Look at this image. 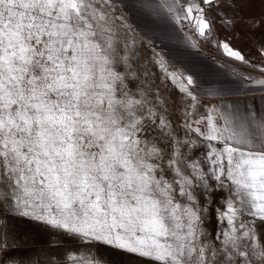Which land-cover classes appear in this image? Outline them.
<instances>
[{
    "label": "snow or ice",
    "instance_id": "snow-or-ice-1",
    "mask_svg": "<svg viewBox=\"0 0 264 264\" xmlns=\"http://www.w3.org/2000/svg\"><path fill=\"white\" fill-rule=\"evenodd\" d=\"M0 264H264V0H0Z\"/></svg>",
    "mask_w": 264,
    "mask_h": 264
},
{
    "label": "crops",
    "instance_id": "crops-1",
    "mask_svg": "<svg viewBox=\"0 0 264 264\" xmlns=\"http://www.w3.org/2000/svg\"><path fill=\"white\" fill-rule=\"evenodd\" d=\"M224 35H225V33L221 30V32H220L221 38H223ZM203 45L204 44L201 41L200 42V51L198 53H195L194 56L192 57V59L194 58L193 59L194 62L202 63L203 65H206L208 67L213 66V60H218V61L221 60V62H224V63L229 62L228 59H226V55L222 54V50H219V49H217L216 47H214L213 45H210V44H206L205 47H207V49H212L215 52L212 54V58L211 57H207L204 54V49L202 48Z\"/></svg>",
    "mask_w": 264,
    "mask_h": 264
},
{
    "label": "rangeland",
    "instance_id": "rangeland-1",
    "mask_svg": "<svg viewBox=\"0 0 264 264\" xmlns=\"http://www.w3.org/2000/svg\"><path fill=\"white\" fill-rule=\"evenodd\" d=\"M202 43L204 44L203 46H202V48L204 49V54L207 56V57H211L212 58V54L215 52V51H213L212 49H207V47H205V45H206V43H204L203 41H202ZM210 51V52H209ZM194 59V58H193ZM221 61V60H220Z\"/></svg>",
    "mask_w": 264,
    "mask_h": 264
}]
</instances>
